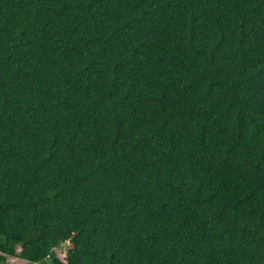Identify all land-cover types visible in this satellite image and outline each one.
Returning <instances> with one entry per match:
<instances>
[{"label": "trees", "instance_id": "1", "mask_svg": "<svg viewBox=\"0 0 264 264\" xmlns=\"http://www.w3.org/2000/svg\"><path fill=\"white\" fill-rule=\"evenodd\" d=\"M14 259L264 264V0H0Z\"/></svg>", "mask_w": 264, "mask_h": 264}, {"label": "rangeland", "instance_id": "2", "mask_svg": "<svg viewBox=\"0 0 264 264\" xmlns=\"http://www.w3.org/2000/svg\"><path fill=\"white\" fill-rule=\"evenodd\" d=\"M68 246H69V242L68 243H66V244H62L58 249H57V253H58V255H59V257L60 258H62L63 257V255H64V253L66 252V250H67V248H68ZM15 260V261H14ZM13 260V264H25V262H22V261H20V260H18V259H14Z\"/></svg>", "mask_w": 264, "mask_h": 264}]
</instances>
